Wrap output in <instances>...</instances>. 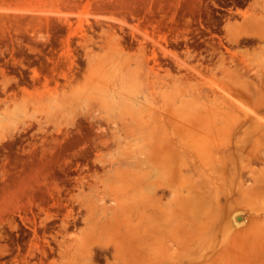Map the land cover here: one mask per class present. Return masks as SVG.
Instances as JSON below:
<instances>
[{"label": "rangeland", "instance_id": "374dc122", "mask_svg": "<svg viewBox=\"0 0 264 264\" xmlns=\"http://www.w3.org/2000/svg\"><path fill=\"white\" fill-rule=\"evenodd\" d=\"M254 22L264 26L263 0H0V61L9 58L23 63L33 55L41 58L29 83L12 84V78L1 72L0 260L10 250L14 229L24 227L16 215L45 206L44 223L48 225L54 216L49 203L69 191L74 195L57 236L58 252L51 253L48 264H68L70 259L77 264H116L111 247L106 251L94 244L89 256L81 246L94 236L124 243L127 227H91L85 220L88 207L98 217L104 207L107 211L114 207L111 197L140 195L138 186L127 192L128 181L124 180L132 176L141 180L143 171L149 172L150 179L160 172L165 175L162 172L166 169L153 168L161 164L155 156L165 152H157L158 139L151 131L162 117L169 118V111L177 109L171 101L177 104L181 98L190 97L183 94V85L173 83L167 69L179 75L185 72L184 66L198 67L200 62L202 69L221 54L233 56L241 72L238 80L255 86L257 96L264 98V38L236 32L245 23ZM231 36L236 39L229 40ZM169 37L182 38L186 51L168 45ZM167 57L171 64L159 62ZM252 100L241 99L240 105L251 107ZM228 113V120L241 117L237 110ZM259 115L264 118V112ZM88 118L106 125L109 131L105 134L84 127L72 133L78 121ZM249 123L240 127L236 136H243ZM33 129L43 140L27 150L23 137ZM46 129L54 132L47 134ZM172 131L168 129V136ZM186 132L169 140L173 142L166 146L172 148L167 155L170 159L164 162L181 165L176 182L181 183L183 173L188 181L182 193L189 196V224L185 235L177 240L179 246H189L181 247L191 258L185 264H264V185L260 188L253 180L260 171L264 175V165L253 160L250 166L254 171L245 167L246 151L240 153L239 160L227 157L232 150L231 136L224 128L210 132L186 128ZM208 135L221 150L218 155L215 150L213 156L207 152H212L205 142ZM242 143L245 141L238 144ZM91 144L98 148L92 173L81 175L83 180L75 187L59 182L64 175L56 168L73 152ZM208 176L215 184L209 196L213 204L190 191L193 184L200 186V191L207 190L204 179ZM163 187L156 189L155 196L161 195L164 202L170 193ZM151 204L155 206L149 202L147 213L154 212ZM134 205L133 216L139 211L136 215L140 217L143 203L135 201ZM239 220L241 223L236 224ZM180 237H186V242ZM175 241L165 242L166 253L175 251V255L179 250ZM153 244L156 248L159 242ZM67 247L70 251L65 254ZM37 248L30 245L32 253ZM180 250L177 254L181 255ZM99 255L102 258L97 260ZM149 256L154 258L153 253Z\"/></svg>", "mask_w": 264, "mask_h": 264}, {"label": "bare ground", "instance_id": "6f19581e", "mask_svg": "<svg viewBox=\"0 0 264 264\" xmlns=\"http://www.w3.org/2000/svg\"><path fill=\"white\" fill-rule=\"evenodd\" d=\"M244 26L243 27L240 26L239 29L236 30L237 34H239L240 32H245L255 38L256 37L264 38V26L262 24L258 22H254L253 25L249 23H245ZM235 39L236 37L232 38V36L229 38V40L231 41H234ZM143 50L144 49L140 50L141 57L144 55ZM226 57L223 54H221L215 62H212V64L203 65L204 68L202 69L199 68L202 65V63L200 62H199L200 66L198 67L196 65L194 66L189 65L188 67L184 66L185 72L181 74L179 73V75L170 74L169 70L167 69V75L169 74V76L173 80V83L177 85H183V94L190 95V97L181 98L177 102V104L176 101H171L170 103L176 106L177 109L169 111V113H171L169 118L165 120L162 117L160 119V122L156 124L157 127H155L151 131L152 135L158 139L157 152H162V153L165 152L163 155L155 156L157 157L156 160H159L161 164L158 165L155 164L153 168H158V170L162 168L166 169V172H162L165 175L163 176L161 172L158 171L160 172V175L154 177L155 179H150L149 177L151 176L148 177L149 172L143 171L142 175L140 176L141 180H139L136 177L132 178L133 176L129 180H124L125 182L128 181L125 189L127 192L128 190L133 191L135 187L138 186L137 189H139L140 192L139 191L138 192L140 193V195L138 197H134L133 193H131L128 196L111 197L112 201L110 203H112L114 207L110 206V208L111 207L113 208L108 211L106 210L107 208L105 207L104 210L99 209L101 212L99 213L98 217L94 216V212L90 210V207H88L89 209L87 211V216L85 220L91 227H95V228L119 227L120 229L122 227H127L125 228V231L128 232V237L124 241V243H120L118 241H114L113 239H103L100 236H94L84 240L83 242L84 244L81 246L82 250L85 249L86 252L89 254L91 253L90 247L93 246L94 244L98 245L101 249L106 251L108 250L109 247H111L114 263L116 264L119 261L121 263H127V264H185V262L191 261V258L188 257V254L185 251L183 252L181 249V247L184 248L185 243L183 244V246H179L181 245L180 244L181 242L179 243V241H177L179 240V236H182L183 234L185 235L189 224L188 220L190 217V212H189V206L187 205L189 196L188 194H183L184 192L182 193V188L186 186L188 181L186 178V174L183 173L181 174L180 177L181 183L176 182L177 181L176 177H178V175L181 172V171L179 172L180 168L178 167H180L181 165L173 166L172 164L169 165L167 163H164L165 161H168V159H170L167 155L171 152L172 148L169 150L166 148V146H170L171 142L169 140L172 138L173 135L183 137L182 132L187 133L186 128H193V129L205 128L209 132L224 128L231 136V141L229 142V144L232 150L229 154L226 155L227 157L229 158L232 157L231 158L232 160H237L238 157L240 156V153H244V151H246L245 162H247V165L245 167H248V169L250 170L253 169L250 166L251 161L253 160L258 161L259 163L264 165V118H262L259 115L260 112L262 113L264 112L263 110L264 98L259 95L257 96L256 94L257 90L255 89V86H252L250 83L240 82L238 80L239 76L241 75V72L240 69H238L237 63L235 62V58L233 56H230L228 58ZM186 86H187V90L184 89ZM203 96L206 97V99L200 100ZM209 96H211L210 99L207 98ZM241 99H247V100L249 99V101L253 99L251 102L252 106L251 107L245 106V108L244 106L242 107L240 105L242 104ZM232 110L239 111L241 117L235 118L233 116L230 120H228V118L230 117L228 111H232ZM248 121H250V123L242 131L243 136H239V135L236 136L240 127H242ZM169 128L173 130L170 133L171 134L170 136H168ZM207 137H209V139L207 140L205 139L206 141L205 140L204 141L209 144V146L207 147L209 149H212V152L207 151V149L206 151L209 152L210 154L212 153L211 155L213 156L214 155L213 150H215V153L221 150H219L218 149L219 147L215 145L216 143L215 144L214 142L212 143V139L210 138L211 136L208 135ZM233 138H235V144L232 143ZM181 140L182 139H180V141ZM243 140L245 141V143L239 145L238 143H240ZM255 142L259 143L260 146L257 147L253 146ZM250 143L252 145L246 148ZM166 150H168L169 152ZM153 152L155 153V151ZM219 153H217V155ZM211 155L208 154L207 156L211 157ZM146 156L147 155H145V157ZM181 157H184V155ZM217 157L221 159L222 155ZM184 158L182 159L183 161L182 160L181 161L186 163L187 161L186 159L184 160ZM212 159L213 157H211V160ZM238 163L241 162L239 161ZM185 166L189 167L188 164H186ZM241 168L244 169L243 167ZM233 169L236 168L233 167ZM254 170L255 168L253 169V171ZM155 172L152 174L155 175ZM251 172L252 171H250V174ZM210 174L211 173H209V175ZM261 174L262 173L260 171V174L258 175L256 174L253 177L255 185H258L260 188L263 187L264 185V175ZM204 182H205V187H207L208 191L207 190L200 191L202 189L198 190L200 186H197L196 184L191 185L190 191L199 194L201 198H203L209 203L211 202L212 199V198L210 199L209 197L213 191L212 186H214L215 184L214 185L211 184V178L209 176L206 177V179H204ZM163 186L170 193V195L168 194L169 197L164 202L161 201V195L155 196L156 189H159ZM135 201H138L139 203L140 202L143 203V207L140 205L143 210V211L141 210L142 212L140 214V217L137 216L138 215L137 212L139 211H136L137 215L135 214L136 215V216L134 215L135 217L133 216L134 210L132 209L135 207L134 205ZM215 201L217 204V200ZM149 202H152L155 205L153 206L151 204L154 207L152 208L154 209L153 213L152 212L147 213L145 211L146 210L145 208H148L147 206H149L148 205ZM211 203L213 204V202ZM103 204L104 201H102V205ZM152 206H150L149 208H151ZM239 216L235 215L236 219L237 217L238 219L242 218ZM138 217L140 219H138ZM151 222L153 223L152 225H154L152 227H150ZM235 223L239 224L241 222L239 220L238 222ZM129 227L131 228L140 227V228L139 230H132V229L128 230ZM169 239L172 240L174 239L176 240L175 241L176 243L178 242V244L176 243L175 244L178 245L179 247V248L177 247V250L181 249L180 253L183 252L181 255L179 253L177 254L179 250L174 255L173 254L175 252L173 251L174 249L170 250L173 252L166 253V251L168 250L165 251V245H166L165 242H167V240ZM180 240L186 242L185 241L186 237H183ZM153 242L154 243L157 242V244L159 242V245L156 246L155 248L153 247L155 246ZM171 243L172 242H170L169 244L171 245ZM169 244L167 245V248L169 247ZM185 245L186 248L189 247L187 246V243ZM69 251H70V247H67L65 250V254L66 253L68 254ZM152 253L154 254V258H150L152 255L149 256ZM67 263L77 264V262H74L72 259L67 260Z\"/></svg>", "mask_w": 264, "mask_h": 264}, {"label": "flooded vegetation", "instance_id": "af4514ba", "mask_svg": "<svg viewBox=\"0 0 264 264\" xmlns=\"http://www.w3.org/2000/svg\"><path fill=\"white\" fill-rule=\"evenodd\" d=\"M200 41H202L201 38ZM167 44L179 46V52H184L187 49V44L182 38L176 39L169 37ZM8 59L9 58L0 61V80L3 74L6 77L12 78L10 79V83L12 84H15L14 82L29 83L34 80L35 75L33 70L35 69V64L41 62V58L37 55H33L24 59L23 63H16ZM170 60L171 59L167 57V59L162 61L159 60V62L161 64H171ZM1 72H3V74ZM84 127H89L94 131L104 132L105 134L109 131L106 125L101 124L99 121L96 122L95 119L88 118L78 121L77 128L73 130L72 133L80 132ZM45 131H47V134L54 132L53 129H46ZM36 133L37 130L33 129L23 137V145H27V150L30 148L33 149L41 144L43 137ZM96 146V144L86 145L82 151L77 150L73 152V155L68 160L62 162V164L56 168L57 172L64 175L59 182L69 184L71 185L70 187H75L83 180H81V175H90L95 165L94 155L98 149ZM70 187L65 186L63 188L69 189ZM73 195L74 192L63 191L55 200L49 203V206L54 210L50 212L54 216L50 218L52 222L48 225L44 223L45 213H47V207L45 206H35L30 209L26 215L17 214L18 221H20L24 227H17L14 229L15 232L12 233V239L10 241V250L5 252L2 256L4 258L0 260V264H48L53 258L51 253L58 252L55 246L57 245L56 240H59L57 236L61 235L60 229L62 228V219L65 210H67L66 206L70 203L69 199ZM32 244L38 247L35 249L34 253L30 250V245ZM101 258V255L96 257L97 260Z\"/></svg>", "mask_w": 264, "mask_h": 264}, {"label": "water", "instance_id": "95a60500", "mask_svg": "<svg viewBox=\"0 0 264 264\" xmlns=\"http://www.w3.org/2000/svg\"><path fill=\"white\" fill-rule=\"evenodd\" d=\"M239 217H242V216H239ZM237 219H238V217H237Z\"/></svg>", "mask_w": 264, "mask_h": 264}]
</instances>
